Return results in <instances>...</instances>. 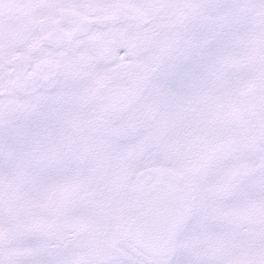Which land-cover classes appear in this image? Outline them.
Returning <instances> with one entry per match:
<instances>
[{
    "label": "snow or ice",
    "instance_id": "snow-or-ice-1",
    "mask_svg": "<svg viewBox=\"0 0 264 264\" xmlns=\"http://www.w3.org/2000/svg\"><path fill=\"white\" fill-rule=\"evenodd\" d=\"M0 264H264V0H0Z\"/></svg>",
    "mask_w": 264,
    "mask_h": 264
}]
</instances>
